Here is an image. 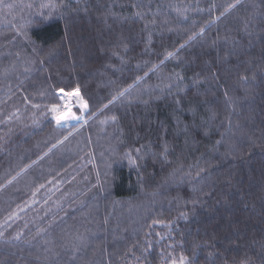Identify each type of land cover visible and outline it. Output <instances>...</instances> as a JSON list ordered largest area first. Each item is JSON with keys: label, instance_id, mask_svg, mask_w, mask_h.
Returning <instances> with one entry per match:
<instances>
[{"label": "trees", "instance_id": "trees-1", "mask_svg": "<svg viewBox=\"0 0 264 264\" xmlns=\"http://www.w3.org/2000/svg\"><path fill=\"white\" fill-rule=\"evenodd\" d=\"M0 264H264V0H0Z\"/></svg>", "mask_w": 264, "mask_h": 264}, {"label": "rangeland", "instance_id": "rangeland-1", "mask_svg": "<svg viewBox=\"0 0 264 264\" xmlns=\"http://www.w3.org/2000/svg\"><path fill=\"white\" fill-rule=\"evenodd\" d=\"M56 95L58 97L56 101L52 103V101L49 100V102L52 103V105H50L48 108L50 117L53 120L55 127L69 131L57 144L51 147L47 152L51 151L53 148L59 145L62 141H64L67 137H69L74 131L79 129L81 126L85 125L91 118L98 115L104 108L108 106L106 105L99 111L95 112L92 116H90L88 115L87 104L85 100L82 99L77 89H73L70 92L58 91L56 92ZM53 109H55V111H53ZM58 115L63 117L62 119L59 120V122L56 119ZM72 128L74 129L70 130ZM47 152L44 153L42 156L47 154Z\"/></svg>", "mask_w": 264, "mask_h": 264}, {"label": "snow or ice", "instance_id": "snow-or-ice-1", "mask_svg": "<svg viewBox=\"0 0 264 264\" xmlns=\"http://www.w3.org/2000/svg\"><path fill=\"white\" fill-rule=\"evenodd\" d=\"M53 111H55V109H53ZM62 118H63V117L60 116V115H58V116L56 117V119H57L58 122H59V120L62 119Z\"/></svg>", "mask_w": 264, "mask_h": 264}]
</instances>
